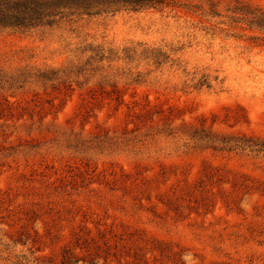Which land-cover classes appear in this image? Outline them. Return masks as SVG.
Wrapping results in <instances>:
<instances>
[{
    "label": "rangeland",
    "instance_id": "1",
    "mask_svg": "<svg viewBox=\"0 0 264 264\" xmlns=\"http://www.w3.org/2000/svg\"><path fill=\"white\" fill-rule=\"evenodd\" d=\"M0 0V264H264V0Z\"/></svg>",
    "mask_w": 264,
    "mask_h": 264
},
{
    "label": "trees",
    "instance_id": "2",
    "mask_svg": "<svg viewBox=\"0 0 264 264\" xmlns=\"http://www.w3.org/2000/svg\"><path fill=\"white\" fill-rule=\"evenodd\" d=\"M132 2H133V3H137V2L139 3V1H138V0H135V2H134V1H132Z\"/></svg>",
    "mask_w": 264,
    "mask_h": 264
}]
</instances>
